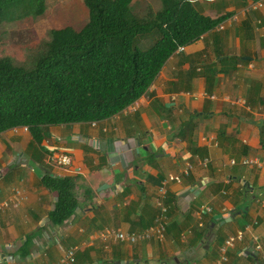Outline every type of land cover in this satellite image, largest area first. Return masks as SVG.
<instances>
[{
	"label": "crops",
	"instance_id": "1",
	"mask_svg": "<svg viewBox=\"0 0 264 264\" xmlns=\"http://www.w3.org/2000/svg\"><path fill=\"white\" fill-rule=\"evenodd\" d=\"M259 1L191 0L203 16L226 19L173 54L118 115L48 126L40 144L25 128L0 134V264H56L71 248L74 264H222L220 247L238 232L226 264H264V166L241 165L264 161V7L248 10ZM55 152L71 165L50 164ZM186 164L189 177L167 185L163 242L104 239L151 227L159 187ZM45 175L76 180L78 208L60 227Z\"/></svg>",
	"mask_w": 264,
	"mask_h": 264
},
{
	"label": "trees",
	"instance_id": "2",
	"mask_svg": "<svg viewBox=\"0 0 264 264\" xmlns=\"http://www.w3.org/2000/svg\"><path fill=\"white\" fill-rule=\"evenodd\" d=\"M160 3V10L139 16L134 0H84L85 25L50 31L30 67L1 57L0 134L26 128L40 144L48 126L92 124L118 115L148 91L178 47L194 43L226 19L203 16L191 0ZM45 7L46 0H0V26L38 18ZM154 33L152 44L141 49L139 37ZM75 181L41 179L57 194L49 215L56 227L78 208Z\"/></svg>",
	"mask_w": 264,
	"mask_h": 264
},
{
	"label": "rangeland",
	"instance_id": "3",
	"mask_svg": "<svg viewBox=\"0 0 264 264\" xmlns=\"http://www.w3.org/2000/svg\"><path fill=\"white\" fill-rule=\"evenodd\" d=\"M160 8V0H134L133 11L139 16H144L148 9L156 12ZM87 19L84 0H46L42 16L3 23L0 26V58L9 57L17 65L30 67L34 56L49 41L50 31L68 26L80 30ZM152 37H155V33L139 37V47L148 48L146 46L151 44L150 40L154 39ZM194 258L195 256L190 259Z\"/></svg>",
	"mask_w": 264,
	"mask_h": 264
},
{
	"label": "built area",
	"instance_id": "4",
	"mask_svg": "<svg viewBox=\"0 0 264 264\" xmlns=\"http://www.w3.org/2000/svg\"><path fill=\"white\" fill-rule=\"evenodd\" d=\"M263 7H264V0H261L251 5L248 8V10L249 11L260 10ZM234 20L236 19L234 18ZM184 48H185L184 46L178 47L175 54L183 52ZM93 125H95V123H93ZM49 161L50 164H52L53 166L58 168L59 167L65 168V169L68 168L72 163L71 157L63 152H55L51 154ZM200 164L206 166L207 161H204ZM231 164L235 165V162L232 161ZM241 165L244 167L262 168L264 166V161L259 158H255V159L244 158L241 160ZM192 168H193L192 164H186V166L184 167V169H182V171H180V173L176 175H168L165 181L161 184V186L158 189L157 197L155 199V207L158 210V214L151 227L137 234H127L124 232L110 230L105 233L104 239H109L113 243H126L130 245L152 241V240L163 242L165 239L167 226L169 223V215H168L169 206H167L165 202L167 197V185L169 183H180L182 179L189 177ZM7 205L8 203H2L0 204V208H4ZM261 206L264 208V201L261 202ZM200 212L211 213V208L205 206L200 210ZM242 240H243V234L241 232H238L234 236L229 237L224 242V244L220 247V251H219L220 261L222 264H226L228 262V255H227L228 251L230 249H233L235 247V244ZM77 250H78L77 248H71L70 250L67 251L64 257L56 264H74Z\"/></svg>",
	"mask_w": 264,
	"mask_h": 264
},
{
	"label": "water",
	"instance_id": "5",
	"mask_svg": "<svg viewBox=\"0 0 264 264\" xmlns=\"http://www.w3.org/2000/svg\"><path fill=\"white\" fill-rule=\"evenodd\" d=\"M217 219H220V217H217ZM52 226H53V224H52L51 222H49V227L51 228ZM209 244H210V242L207 243V247H206V249L209 248ZM195 251H196V250H192V251L190 252V255L193 254ZM248 253H249V254H252V253H253V249H250V250L248 251ZM116 264H129V263H128V262H118V263H116Z\"/></svg>",
	"mask_w": 264,
	"mask_h": 264
},
{
	"label": "clouds",
	"instance_id": "6",
	"mask_svg": "<svg viewBox=\"0 0 264 264\" xmlns=\"http://www.w3.org/2000/svg\"><path fill=\"white\" fill-rule=\"evenodd\" d=\"M93 124V123H92ZM96 124V123H95Z\"/></svg>",
	"mask_w": 264,
	"mask_h": 264
}]
</instances>
